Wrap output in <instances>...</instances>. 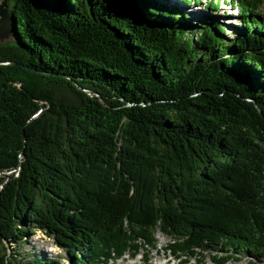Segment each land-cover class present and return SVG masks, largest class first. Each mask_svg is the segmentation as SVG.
Masks as SVG:
<instances>
[{"label":"trees","instance_id":"obj_1","mask_svg":"<svg viewBox=\"0 0 264 264\" xmlns=\"http://www.w3.org/2000/svg\"><path fill=\"white\" fill-rule=\"evenodd\" d=\"M170 1L7 0L0 264L264 261V0Z\"/></svg>","mask_w":264,"mask_h":264},{"label":"rangeland","instance_id":"obj_2","mask_svg":"<svg viewBox=\"0 0 264 264\" xmlns=\"http://www.w3.org/2000/svg\"><path fill=\"white\" fill-rule=\"evenodd\" d=\"M208 1L210 0H205L206 3ZM3 2L4 0H0V6ZM175 3V1L171 0L169 3L170 7L174 6ZM196 10L197 11H193V14L190 15V18L194 20V24L196 21H199V19L205 18V15L202 10L198 8H196ZM220 21L225 25L226 31H228L229 33L228 35H230V37H233L235 35L236 28L239 25L237 10L224 4V12L220 14ZM11 42H14L13 32L0 34V44H8ZM156 239L159 242V247L157 250L152 251L148 256V260L150 261L149 264H178V261H175V258L173 257L172 253L164 249L166 244L169 243L167 237H165L161 233H157ZM17 245L15 246L16 249L19 248L20 253L26 256L37 254L44 256L45 254L49 259L57 258L62 262H65V260L68 259L66 252L57 248L53 244L52 239H49L42 232H38L34 237H31L26 243L21 244L20 247ZM143 256L144 255H139L135 258L126 256L123 259L110 264H143V262L146 261L145 257ZM203 259L204 261L202 260L203 262L200 264H216L208 254H206V257H204ZM190 264H199V262L197 260H192ZM227 264H247V260L233 259ZM257 264H264V261L258 262Z\"/></svg>","mask_w":264,"mask_h":264},{"label":"water","instance_id":"obj_3","mask_svg":"<svg viewBox=\"0 0 264 264\" xmlns=\"http://www.w3.org/2000/svg\"><path fill=\"white\" fill-rule=\"evenodd\" d=\"M10 6L7 2V0H4L2 5L0 6V34H4L7 32H14L13 26H12V17L10 15ZM17 65L13 62L8 63H2L1 65ZM90 94V92H88ZM46 108V104L42 105V109Z\"/></svg>","mask_w":264,"mask_h":264}]
</instances>
